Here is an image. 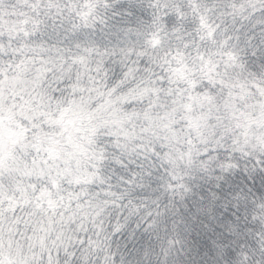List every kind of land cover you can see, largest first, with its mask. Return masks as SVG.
Wrapping results in <instances>:
<instances>
[{
  "label": "snow or ice",
  "instance_id": "obj_1",
  "mask_svg": "<svg viewBox=\"0 0 264 264\" xmlns=\"http://www.w3.org/2000/svg\"><path fill=\"white\" fill-rule=\"evenodd\" d=\"M0 264H264V0H0Z\"/></svg>",
  "mask_w": 264,
  "mask_h": 264
}]
</instances>
